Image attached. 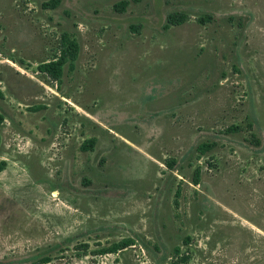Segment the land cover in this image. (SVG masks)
Returning a JSON list of instances; mask_svg holds the SVG:
<instances>
[{
    "label": "rangeland",
    "instance_id": "1",
    "mask_svg": "<svg viewBox=\"0 0 264 264\" xmlns=\"http://www.w3.org/2000/svg\"><path fill=\"white\" fill-rule=\"evenodd\" d=\"M120 1L0 0V264H264V0Z\"/></svg>",
    "mask_w": 264,
    "mask_h": 264
},
{
    "label": "trees",
    "instance_id": "2",
    "mask_svg": "<svg viewBox=\"0 0 264 264\" xmlns=\"http://www.w3.org/2000/svg\"><path fill=\"white\" fill-rule=\"evenodd\" d=\"M139 1L140 0H122V1H120L118 3V6L123 11L124 9H126L129 6L130 2L137 3ZM53 2L50 3L49 5H46V7L47 8L49 7V8H52V9L56 8L57 5H58V1H53ZM184 21H185L184 16L177 15V14H171V15L168 16V19H167V27L168 26H174V25H180ZM72 48H73V51H74L75 50V46L72 45ZM65 55L66 54L64 53L57 60L51 61L49 63H45V64L40 65L39 71L42 72V73H45V74L50 75L54 79H58L60 77V74H61L62 66L66 62ZM0 97H2L1 91H0ZM3 120H4L3 119V116L0 114V125L2 124ZM210 148H211V146H207V145L203 144V145H200L198 147V150H200L201 152H206ZM132 245H133V241L132 240L125 239V240H122V241H120L118 243H115V244H113V245H111V246H109L107 248L99 249L97 252L100 255H104V254H116L119 251H122V250H124V249H126V248H128V247H130ZM82 247L84 249H87L88 248L87 245H83ZM179 253H180V249L178 247H176L174 249V254H175L176 258H177V256L180 255ZM187 261H188V258L187 257H181L179 260L176 259L175 261H171L168 264H186ZM49 262H50V258L47 257V258L42 259L39 262V264H47Z\"/></svg>",
    "mask_w": 264,
    "mask_h": 264
}]
</instances>
